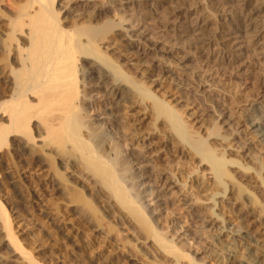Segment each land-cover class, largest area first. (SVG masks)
I'll use <instances>...</instances> for the list:
<instances>
[{"label": "bare ground", "instance_id": "bare-ground-1", "mask_svg": "<svg viewBox=\"0 0 264 264\" xmlns=\"http://www.w3.org/2000/svg\"><path fill=\"white\" fill-rule=\"evenodd\" d=\"M14 1V11L5 15L0 11V75L6 79L5 85L0 83V153L8 150L15 168L18 167L16 157L21 155L29 157L30 167L47 169L52 179L49 183L61 196L64 206L70 205L71 213L88 224V234L83 232L84 227L72 231L64 229L70 245L79 255L88 254L87 264H130V261L136 264H203L194 259L173 235L159 227L165 203L145 185L144 179L148 178H144L146 166L140 168L138 155L132 157L133 154L128 153L131 149H125L138 136L137 125L130 124L132 120H128V116L131 115L125 109L131 112L142 108L150 118L149 128L155 131L157 123L160 124L164 134L174 139L173 146L184 148L199 161V166L210 170L214 188L221 189V193L217 189L212 194L210 192L209 201H212L213 208L209 210V221H201L203 228L212 221L225 223L222 214L213 211L219 206L216 196L224 199L226 191L229 193L235 187V200L242 199L245 187L242 185L243 189L234 181L228 167H244L238 159L226 160L208 142V138L222 136L217 123L211 125L206 137L194 135L179 111L141 79L126 71L104 48L116 37L124 40L129 49L137 47L130 40L135 28L144 23L153 29L158 22L149 5L136 0H82L87 5L97 1H103V4L78 23L67 6L69 4L62 6L58 0ZM263 3L264 0H205V13L210 14L214 23L207 22L204 27L209 31L201 32L202 37L194 38L189 44L197 51L214 47L218 53L228 52L237 46L233 35L240 33L247 47L252 50L259 47L264 53ZM117 4L128 6L133 17L130 23L118 13ZM235 17L240 21L234 22ZM134 23L136 25L132 26ZM214 31L218 33L214 34ZM188 32L183 33L187 36ZM172 37L173 40L179 38L177 34ZM152 47L154 53H164L158 56L160 59L170 54L165 49ZM166 59L171 60V57ZM229 64L233 66L234 63ZM169 73L172 71H164L166 75ZM197 86L198 82L194 86L196 92ZM205 100L208 101L206 96ZM215 112L218 117L222 116L220 110ZM250 118L248 122L254 121L250 124L251 133L257 138L264 137V117ZM221 140L228 139L221 137ZM246 150L253 154L250 147ZM21 166L25 168L24 164ZM263 169L261 163L255 170L259 181ZM249 170L246 169L248 173ZM15 179L11 172L9 184L16 186ZM166 180L168 178L165 183ZM228 182L230 186H227ZM170 184L174 183L168 180L165 189ZM199 194L197 190L195 199L200 202ZM17 196L20 195L17 193ZM30 196L33 200L41 199L37 194L35 198ZM30 196L20 198L27 200ZM249 198L250 202L253 197ZM255 204L260 203L256 201ZM260 207L263 212V204ZM196 209L198 211V206ZM63 213L61 206L57 205L52 213L57 224L64 220ZM195 217L202 215L197 213ZM11 222L5 205L0 202V234L4 235L7 247L22 264H38L17 240ZM229 234L234 239L223 247L225 255H220V260L234 258L237 264H264V250L255 244L256 240L253 242L250 235L236 229L230 230ZM112 235L119 237L120 246L116 249L127 253L125 259H120L112 250L118 244ZM214 236L210 237L214 239L212 241L219 239ZM98 247L102 251L98 252Z\"/></svg>", "mask_w": 264, "mask_h": 264}, {"label": "rangeland", "instance_id": "rangeland-1", "mask_svg": "<svg viewBox=\"0 0 264 264\" xmlns=\"http://www.w3.org/2000/svg\"><path fill=\"white\" fill-rule=\"evenodd\" d=\"M13 1L0 0L1 13L5 15V13L14 11ZM137 1L149 5L152 14L158 19L157 24L153 29L149 24L144 23L135 28L136 30L131 33L134 36L130 40L137 47L129 49L124 40L116 37L104 45V48H107L109 55L117 58L119 64L126 71L129 70L137 79H141L155 94L163 96L170 106L179 111L194 135L206 137L211 125L217 123V126L221 128L219 131L221 137H226L228 140L211 137L208 138V142L216 151L218 150V154H223L226 160L238 159V162L243 165L244 168H240L238 165H229L228 167L235 177L234 181L241 187H245V192L242 195L243 200H235V187L229 193L228 190L226 191L224 199L221 196H216L215 201L219 203V206L213 211L215 214H222L220 216L223 217L225 223L212 221L209 225L205 224L207 227L203 228L204 224L201 221H209L211 218L209 210L213 208L212 201H209L210 192L212 194L217 189L216 191L221 193V189L214 188L213 175L210 174L207 167L199 166V161L184 148L179 145L173 146L175 145L174 139L165 135L166 133L164 134L165 130L160 124L157 123L155 131L149 128L150 118L142 108H135L131 112H127L129 110L125 109L126 113L131 115L128 116V120H132L130 124L137 125L138 133V136L132 139L130 146L125 149L126 151L131 149L128 150V153L133 154L132 157L138 155L137 157L141 160L140 168L146 166L144 178H148L144 179L145 185L152 188L161 202L165 203L163 207L167 209L162 210L159 227L165 232L168 231L169 235H173L172 237L177 239L176 241L180 245L191 252L194 259L200 260L199 263L237 264L234 258L220 260V255L223 257L225 255L222 253L224 246L227 247L228 243L234 239V236L229 234L230 230L236 229L250 235V239L253 242L256 240L255 244L264 250V211L261 212L260 207L262 204L264 206V169L261 172L263 176L260 181L259 177L256 178L257 175H255L257 167L261 163L264 165V137H255V134L250 131V124L254 121L248 122L251 121L250 117L252 116L261 115L264 117V53L259 47H254V50L247 47L243 39L240 38V33L233 35L237 46L231 51L218 53L214 47L194 50L189 43L194 38L202 37L201 32L209 31L204 27L207 22L214 23L210 14L205 13V0ZM58 2L62 6L69 4L67 6H70V12L72 11V16H76L74 19L77 18L78 23L83 22L87 18L86 16L101 8L103 4V1H97L98 3L88 2L87 5V2L82 0H58ZM127 7V5L117 4L116 9L130 23L133 17ZM80 18L81 20H79ZM233 21L238 22L240 18L235 17ZM135 25L136 23L132 26ZM194 29L197 31L194 32ZM184 31H189V34L186 36ZM216 33L218 32L214 31V34ZM174 34L179 37L177 40H173L172 35ZM152 46L165 49L170 54L165 55L164 59H160L158 56H162L164 53L160 55L154 53ZM169 56L171 60L166 59ZM230 62L234 63L233 66L229 64ZM170 70L172 73L164 74V71ZM0 76V83L5 85V77ZM197 82L198 92L194 90ZM205 96L208 101L205 100ZM215 108L221 111L222 116H217ZM247 147L254 150L252 155L251 151L249 154V151L246 150ZM0 155V202L5 205L12 221V229L22 247L38 264H87L88 254L79 255L80 253L73 245H70L72 243L66 236L68 230L78 227H80L79 230L84 227L82 228L83 232L88 234V224L86 225L76 214L71 213L73 209L70 205L64 206L61 196H58L52 189V183H49L52 179L47 169L43 167V169L37 170L36 167H30L29 157L21 155L16 157L15 163L18 167L15 168L9 159L8 150H3ZM23 164L25 168H21ZM247 168L250 169L249 173L246 171ZM160 171L162 175L159 177ZM11 172L14 173L17 187L9 184ZM163 175L164 177H162ZM169 175L173 177H169ZM167 178L174 184H170L171 186L165 189L168 183V180L165 183ZM262 180L263 182H261ZM230 184L228 182L227 186ZM196 186L199 188H195ZM197 190L200 193V202L195 199ZM17 193L20 196H17ZM30 194L34 195L33 198L36 197V194L40 195L41 199L33 200ZM22 196L25 198L30 196L31 202L29 199L20 198ZM248 198L249 200L252 198V200L249 202ZM241 200L244 201V205ZM256 201L260 204H255ZM57 205L61 206L62 213L64 212V220L60 222L61 224H57L55 216L52 214ZM197 206L198 211H196ZM196 212L198 215H202L203 219L195 217ZM163 218L165 219L162 220ZM223 226L227 227V231L222 229ZM56 230H61V232ZM116 234L114 235L116 236ZM210 235H215L214 237L217 236L219 239L212 241L214 239L210 238ZM115 236L112 235L118 244L115 241L116 245L114 244L112 250H115V255L120 259H125L127 253L123 249H116L120 245L119 237L115 238ZM192 236L194 237L192 238ZM5 245V237L0 234V264H22L16 258L17 256L12 255L11 249ZM220 249L222 250L220 251ZM129 250L132 254L133 251ZM97 251L102 250L98 247ZM225 258L227 259L226 256ZM134 259L136 258L134 257ZM132 262L130 261V264H136Z\"/></svg>", "mask_w": 264, "mask_h": 264}]
</instances>
